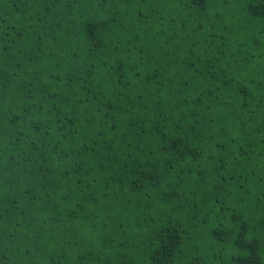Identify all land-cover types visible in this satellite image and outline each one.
<instances>
[{"label":"trees","instance_id":"obj_1","mask_svg":"<svg viewBox=\"0 0 264 264\" xmlns=\"http://www.w3.org/2000/svg\"><path fill=\"white\" fill-rule=\"evenodd\" d=\"M0 264H264V0H0Z\"/></svg>","mask_w":264,"mask_h":264}]
</instances>
